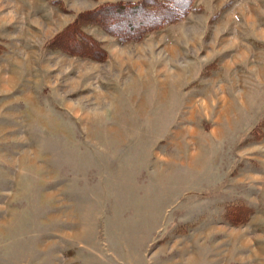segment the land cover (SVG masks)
<instances>
[{
    "label": "rangeland",
    "instance_id": "1",
    "mask_svg": "<svg viewBox=\"0 0 264 264\" xmlns=\"http://www.w3.org/2000/svg\"><path fill=\"white\" fill-rule=\"evenodd\" d=\"M114 1L0 0V264H264V0Z\"/></svg>",
    "mask_w": 264,
    "mask_h": 264
},
{
    "label": "trees",
    "instance_id": "2",
    "mask_svg": "<svg viewBox=\"0 0 264 264\" xmlns=\"http://www.w3.org/2000/svg\"><path fill=\"white\" fill-rule=\"evenodd\" d=\"M190 1L191 0H183L176 7L172 5L173 0H140L137 2L114 1L101 3L91 10L79 13L66 28L57 34V37L62 36L68 43L70 42L75 45L81 44L80 46L85 47L82 49V52L78 53L79 55H92L94 51L101 50L99 48L100 44L94 38H90V36L85 34L82 29L83 26H97L112 34L119 42L135 41L139 40L147 31L175 21L181 17L185 11L190 8ZM132 10L142 11L144 14L156 12V18L151 19L152 21L150 22H145V24L141 25L139 29L134 32H125L122 28L115 29L107 25V20H110L111 23H116V19L114 18L116 13H114V11L125 14ZM125 22H127V20ZM127 24H131V21L124 23V25Z\"/></svg>",
    "mask_w": 264,
    "mask_h": 264
}]
</instances>
